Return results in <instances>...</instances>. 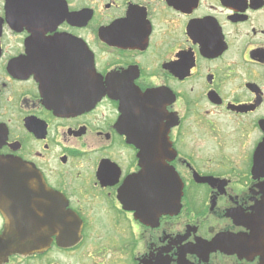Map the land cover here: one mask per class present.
Instances as JSON below:
<instances>
[{"label":"flooded vegetation","instance_id":"obj_1","mask_svg":"<svg viewBox=\"0 0 264 264\" xmlns=\"http://www.w3.org/2000/svg\"><path fill=\"white\" fill-rule=\"evenodd\" d=\"M0 264H264V0H0Z\"/></svg>","mask_w":264,"mask_h":264},{"label":"water","instance_id":"obj_2","mask_svg":"<svg viewBox=\"0 0 264 264\" xmlns=\"http://www.w3.org/2000/svg\"><path fill=\"white\" fill-rule=\"evenodd\" d=\"M160 136L159 141L163 144L167 143L164 134ZM134 138L139 140L136 136ZM135 143L138 144L137 141ZM141 148L142 152L143 149L147 152V148L152 147L144 145ZM143 161L145 163L143 173L129 181L123 202L127 204L128 209H135L143 221L150 220L152 216L157 219L166 213H176L182 195V184L178 174L165 164H147L145 158ZM152 182L153 187L149 185ZM164 184L170 186L168 190L163 187Z\"/></svg>","mask_w":264,"mask_h":264}]
</instances>
